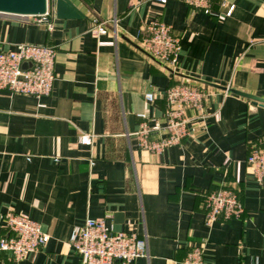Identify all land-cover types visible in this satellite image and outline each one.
<instances>
[{
    "label": "crops",
    "instance_id": "0c3cea01",
    "mask_svg": "<svg viewBox=\"0 0 264 264\" xmlns=\"http://www.w3.org/2000/svg\"><path fill=\"white\" fill-rule=\"evenodd\" d=\"M70 1L85 17L58 19L49 0L52 31L0 13V51L57 48L50 96L0 92V234L14 212L50 236L27 259L4 255L0 264H81L70 240L88 218L147 238L149 256L130 264H183L200 244L203 264H264V184L247 164L264 138V105L216 87L264 99V0ZM96 20L108 34L99 35ZM152 21L179 38L174 66L145 53ZM180 84L206 92L202 114L187 113L189 134L180 145L161 153L143 148L141 115L165 124L166 93ZM82 134L94 136L92 147L80 144ZM223 185L239 190L244 215L207 227L204 194Z\"/></svg>",
    "mask_w": 264,
    "mask_h": 264
},
{
    "label": "built area",
    "instance_id": "2783aa9c",
    "mask_svg": "<svg viewBox=\"0 0 264 264\" xmlns=\"http://www.w3.org/2000/svg\"><path fill=\"white\" fill-rule=\"evenodd\" d=\"M166 5L168 0H153ZM192 6H203L205 0H187ZM234 6H230L226 16H231ZM209 14V9H205ZM37 24H46L53 30L52 12L39 16H24ZM100 36L108 34L106 26L95 21ZM142 45L146 52L159 60L163 66H174L180 51L179 38L173 35L170 26L161 21L146 24ZM57 48L52 45L18 44L8 51H0V92L12 95L33 96L38 99L51 95L56 80L55 65ZM206 92L190 84L175 85L166 93L167 109L164 113L165 124L158 120L145 122L136 135L143 148L163 152L172 146L180 145L189 134L187 113L195 111L202 114ZM148 102L154 101V94L147 93ZM161 134L159 139L151 136ZM79 142L92 147L94 136L82 134ZM254 180L264 184V138L254 146L247 158ZM236 184L241 182V163H236ZM205 223L214 226L219 221L241 219L245 208L240 192L236 187L223 185L221 188L204 194ZM6 232L0 234V259L6 255L10 260L22 261L39 252L50 240L39 223L25 215L8 212L5 217ZM70 245L79 255L81 264H130L149 256L148 241L133 232L115 231L107 225V218H88L85 224L73 230ZM203 244L192 247L183 264H203Z\"/></svg>",
    "mask_w": 264,
    "mask_h": 264
},
{
    "label": "water",
    "instance_id": "95a60500",
    "mask_svg": "<svg viewBox=\"0 0 264 264\" xmlns=\"http://www.w3.org/2000/svg\"><path fill=\"white\" fill-rule=\"evenodd\" d=\"M49 0H0V13L17 16H39L47 12ZM55 14L61 20L83 19L85 16L70 0H54ZM154 61L163 65L159 60L145 52ZM214 86V85H213ZM230 93L248 98L256 103L264 105V99L245 94L233 89L222 88Z\"/></svg>",
    "mask_w": 264,
    "mask_h": 264
},
{
    "label": "trees",
    "instance_id": "16d2710c",
    "mask_svg": "<svg viewBox=\"0 0 264 264\" xmlns=\"http://www.w3.org/2000/svg\"><path fill=\"white\" fill-rule=\"evenodd\" d=\"M242 200V199H241Z\"/></svg>",
    "mask_w": 264,
    "mask_h": 264
}]
</instances>
